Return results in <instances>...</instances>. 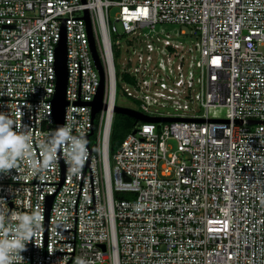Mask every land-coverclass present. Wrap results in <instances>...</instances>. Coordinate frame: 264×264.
Masks as SVG:
<instances>
[{"label":"built area","instance_id":"1","mask_svg":"<svg viewBox=\"0 0 264 264\" xmlns=\"http://www.w3.org/2000/svg\"><path fill=\"white\" fill-rule=\"evenodd\" d=\"M65 32L80 166L44 162ZM118 92L173 122L112 155ZM0 113L41 165L0 171V212L41 217L12 264H264V0H0Z\"/></svg>","mask_w":264,"mask_h":264},{"label":"clouds","instance_id":"2","mask_svg":"<svg viewBox=\"0 0 264 264\" xmlns=\"http://www.w3.org/2000/svg\"><path fill=\"white\" fill-rule=\"evenodd\" d=\"M19 116V111L17 112ZM15 121L8 115L0 113V171L17 167V161L30 158V169L33 173L40 170L41 165L32 158L30 138L20 131L14 130ZM71 141L70 158L77 166L82 165L81 156L84 153L82 142L73 138L68 128L61 129L52 146L44 148L45 163L55 160L58 146L65 141ZM41 227V217L38 213L0 212V264H12L13 260L25 250L26 242L37 234Z\"/></svg>","mask_w":264,"mask_h":264},{"label":"water","instance_id":"3","mask_svg":"<svg viewBox=\"0 0 264 264\" xmlns=\"http://www.w3.org/2000/svg\"><path fill=\"white\" fill-rule=\"evenodd\" d=\"M85 1V0H84ZM89 25L90 20L88 16L86 17ZM92 43V50L93 54L97 63V66L101 72V75L103 77V83L100 90V93L95 100V102L92 104V107L94 109V118H96V115L103 110L105 107L103 99H104V74L102 65L99 59V56L97 54V50L95 47L94 39L91 38ZM57 73H58V86H57V92L55 96V119L57 122V132H59L64 127V118H65V108L67 106V98H66V91H67V82H68V70H67V35L66 32L64 34L63 40L61 41L58 49H57ZM116 114L123 115L126 117H130L134 119L137 123H161V122H173L171 119H160V118H150L142 113H139L137 111L117 107L116 108ZM52 201L50 203L51 208Z\"/></svg>","mask_w":264,"mask_h":264},{"label":"rangeland","instance_id":"4","mask_svg":"<svg viewBox=\"0 0 264 264\" xmlns=\"http://www.w3.org/2000/svg\"><path fill=\"white\" fill-rule=\"evenodd\" d=\"M117 12H118V9H115L112 11V13H111L112 21H115V17H116ZM117 103H118L117 105L121 108L139 111L138 104L135 103L132 99L126 97L125 95H122L120 92H118ZM117 116H122V117L117 118ZM116 118H115V120H116L115 122L118 124L119 128L121 130H123L124 132L129 131V133H131L134 130L135 126L137 125V122L130 117H126V116L117 114ZM112 166H113V161H112Z\"/></svg>","mask_w":264,"mask_h":264},{"label":"trees","instance_id":"5","mask_svg":"<svg viewBox=\"0 0 264 264\" xmlns=\"http://www.w3.org/2000/svg\"><path fill=\"white\" fill-rule=\"evenodd\" d=\"M120 117H122V116H117V118H120ZM128 133H129V131H125L124 132L123 130H121L119 128V126H118V124L116 122L114 123L112 136H111V142H110L111 154L112 155H114L116 153V151L120 148V146L122 145L123 141L130 134V133L129 134ZM116 197L119 198V199L126 198L125 196H120V195H117Z\"/></svg>","mask_w":264,"mask_h":264}]
</instances>
